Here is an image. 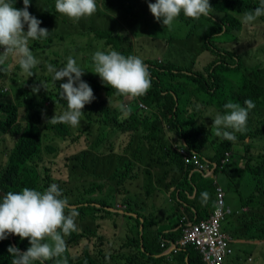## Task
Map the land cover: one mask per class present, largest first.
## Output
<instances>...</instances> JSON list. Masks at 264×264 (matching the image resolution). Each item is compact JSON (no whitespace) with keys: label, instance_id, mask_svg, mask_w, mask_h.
I'll list each match as a JSON object with an SVG mask.
<instances>
[{"label":"trees","instance_id":"trees-1","mask_svg":"<svg viewBox=\"0 0 264 264\" xmlns=\"http://www.w3.org/2000/svg\"><path fill=\"white\" fill-rule=\"evenodd\" d=\"M11 2L17 8L24 7L23 0ZM144 2L96 0L97 11L93 15L79 19L78 24L71 21L70 30L56 31L58 20L65 23L66 18L61 19L55 11V0H30L29 12L42 21L41 28L49 31L46 39L29 42L30 50L40 63L31 70V75L28 74L29 80L23 84L25 88L17 90L13 96L4 91V83H20L18 74L22 69L18 58L12 57L0 64V201L9 191L19 192L27 187L43 192L56 183L70 205H82L76 209L79 213L75 217L76 230L65 237L67 264H206L193 246L176 254L156 257L182 237L181 230L163 233L159 227L161 220H156L158 215L171 208L167 207L165 200L171 188L196 190L195 198L189 202L196 209V221L207 218L205 211L213 208L215 198L212 180H205L199 174L190 179L192 167H187L175 150L179 139L186 141L189 151H196L204 160L216 163V173L227 176L240 188L241 208L249 211L226 214L224 224L227 222L235 227L232 237L264 241V146L256 154L252 152L253 142L264 136V48L256 52L252 50L259 42L256 38L248 47L229 45L238 44L241 36L254 26L264 27V16L251 25L241 22L242 13L260 6V0H210L213 10L209 16L192 19L181 13L174 22L172 33L160 29L162 22L155 19L153 24L161 25L158 29L152 26V30H163L168 45L167 56L161 61L154 57L145 58V63L149 64L152 89L142 97H130L129 103L125 104L126 97L115 95V90L93 73L92 55L99 48L105 52L115 50L125 56L136 53L131 39L120 31L128 25L132 32L137 26L136 21L151 13ZM86 22L99 25L84 28ZM208 27L210 31H207ZM145 28L150 32L151 25L147 27L144 23L142 30ZM184 28L187 29L186 36L179 39L176 35ZM24 30L27 31V25ZM132 33L139 35L138 29ZM222 34L229 41L224 45L217 41V36ZM181 44L180 53L184 58L177 63L168 52L175 51ZM207 51L217 58L212 62L210 59L205 61L202 54ZM69 57L75 59L85 72L82 80L92 88L95 100L85 105L78 126L47 124L46 120L51 119L56 110L59 114L67 108L60 89L67 78L54 81L46 65L63 68ZM41 83L47 87L41 88L39 94H33V86ZM249 99L255 103L252 110L258 115V125L246 126L245 132L236 133V141L244 142L243 150L240 143L216 136L211 126L212 118L217 113H224L227 102H236L243 107L244 101ZM139 103L149 110L140 109ZM124 106L131 108L127 116L122 110ZM248 138L249 143L246 142ZM8 140L12 146L6 145ZM84 142L93 146V164L114 153H119L120 158L122 153L138 157L120 160L119 166L108 176L117 185H99L83 180L84 174L78 172L80 166L84 167L89 153L87 149L73 150ZM138 150L160 152L162 157L143 158ZM62 153H68L64 160L66 171L63 174L66 175L58 178L54 177L50 158ZM134 159H139V163ZM141 174L154 178L159 175V186L155 191L160 200L159 214L150 210L145 201L150 203L155 194L143 196V189L138 193L130 189ZM171 176L175 181L167 182ZM181 179L183 181L178 183ZM105 187L108 193L114 194L112 203L95 198V194L102 193ZM204 192L209 194L207 200L202 199ZM180 196L185 199L182 193ZM115 202L126 205L125 212L136 213L139 217L109 211L107 208L114 207ZM96 203L101 207H96ZM144 210L148 215H143L141 211ZM174 215L179 216L176 208ZM192 215L195 217L193 212ZM88 217L95 221V228L81 225ZM140 218L144 219L143 223ZM176 225L170 224L171 227ZM11 236L0 241V264H12L8 253L9 246H14ZM163 243L165 247H162ZM14 244L21 252L31 246L29 240L15 235ZM45 264H57V260L54 258Z\"/></svg>","mask_w":264,"mask_h":264},{"label":"clouds","instance_id":"clouds-1","mask_svg":"<svg viewBox=\"0 0 264 264\" xmlns=\"http://www.w3.org/2000/svg\"><path fill=\"white\" fill-rule=\"evenodd\" d=\"M23 5L20 9L11 0H0V64L11 60L12 56L18 57L22 71L31 75V70L40 60L30 50L29 42L46 39L49 31L41 28L42 21L29 12L30 0H23ZM148 8L156 21L162 22L168 30L172 29L181 13L187 18L199 19L209 16L213 10L210 0H155V3H148ZM55 11L79 20L93 15L97 11V3L96 0H55ZM262 16L264 0H260V6L255 9L243 12L241 22L251 25ZM25 25L27 31L24 30ZM92 60L93 73L115 90L117 96L139 98L146 95L152 86L149 67L139 56H125L115 50H97ZM46 68L53 74L54 81L67 78V82L60 85L67 108L59 114L56 110L55 115L46 120L47 124L78 126L85 105L95 100L92 88L82 80L85 72L72 57L67 59L63 68L57 69L52 64H47ZM46 87L44 83L34 85L32 92L39 94L41 88ZM244 105L229 101L224 105V113H217L212 118L211 128L216 136L235 142L236 133L247 130L249 111L255 108V103L249 99L244 101ZM122 110L125 116L131 113L127 106ZM208 195L207 192L202 193V199L207 200ZM62 197L59 185L52 183L43 192L27 187L19 192L9 191L0 201V241L12 235L14 243L15 235L29 240L31 245L25 252L10 245L8 253L12 264H45L54 258L57 264H67L65 237L76 230L75 217L79 213L70 207L66 197Z\"/></svg>","mask_w":264,"mask_h":264},{"label":"rangeland","instance_id":"rangeland-1","mask_svg":"<svg viewBox=\"0 0 264 264\" xmlns=\"http://www.w3.org/2000/svg\"><path fill=\"white\" fill-rule=\"evenodd\" d=\"M146 4L148 5L149 2L151 3H155V0H145ZM144 2V3H145ZM61 19L66 18L65 23H63L61 20H58L57 23V28L56 31H66V30H70V28L68 27L69 23L72 21L74 23L78 24V20H73L68 18L67 16L60 14ZM155 20V17L149 13L148 16L144 19H141L139 21H136V28L133 30H137L138 29V36L136 34H133L131 32V28L128 25H125L123 27V29L120 31L121 33H124L125 35L128 36L129 39H131L132 41V45L136 51V53L134 54L135 56H139L145 63V58L146 57H154V59H158L161 61V59H163L165 56H167V50H168V45L167 42L164 40L165 39V34H163V30H152V26H156L155 28L158 29L160 28L159 25L161 24H153ZM144 23L146 24V26L148 27V24L151 25V29L150 32L148 30V28H145V30H142V27L144 25ZM92 25L93 27L98 26L99 24H92L89 22H86L83 24L84 28H89V26ZM131 25H133L131 23ZM134 26V25H133ZM164 28L165 31L172 33L173 32V27L171 30L165 29V27L163 25H161L162 29ZM124 30V31H123ZM251 30V29H250ZM245 32L241 38L239 39V43L238 44H229L231 47H236V48H244V47H248L250 42L253 41L254 38H256L257 40H259V42L254 46V48L252 50H254V52H256L259 48L263 47L264 48V27L263 26H254L251 30ZM151 31L153 32V35L151 33ZM207 31L209 30V27L207 28ZM256 31V33H255ZM160 32H162L161 34H159ZM187 33V29L184 28L182 30H179L178 34L176 35L179 39H184ZM255 33V34H254ZM194 34V33H193ZM195 35V34H194ZM254 35V36H253ZM217 41L218 43H222L223 45L225 43H228V39L224 36V34L217 36ZM194 41H196V39H194ZM225 47V46H224ZM182 48V44L181 45H177L175 51H171L168 52L169 55L173 56V60L174 62H181L183 61L184 58V54L181 56L180 50ZM103 51V49H98ZM203 57L206 58L205 61L209 60L212 62L214 61L217 57L216 55H214L212 52L207 51L204 52L202 54ZM14 58H18L15 56H12ZM247 54H245V58H247ZM192 58V56L189 57V60ZM203 62L204 59H201ZM146 65L149 64L145 63ZM182 65V64H181ZM183 66V65H182ZM11 75V74H10ZM19 77L21 78L20 83L18 84H11L10 81H6L5 84V89L8 90L11 96H13L14 94H16V91L19 90L21 91L22 89H24L25 87L23 86L24 81L25 80H29V75L26 72L21 71L19 74ZM234 80L236 79L235 76H233ZM2 85V80L0 79V87ZM153 86V84H152ZM152 86L150 89H152ZM176 102L178 104V99L177 97H175ZM130 101V97H126L124 99V103L127 104ZM139 108L143 109V110H149L148 107L146 105H144L143 103H139ZM257 118L258 115L255 113V111H251L249 112V116H248V120H247V127L248 126H253V125H258L257 123ZM141 131V130H140ZM134 136V135H133ZM101 137V136H100ZM99 137V138H100ZM246 142L249 143L250 140L249 138L246 139ZM240 143L241 145L244 143L243 141L237 140L236 144ZM6 145L8 146H12V142L11 141H7ZM264 146V136H262L261 138H257L254 142H253V149L252 152L254 154H256L257 152H259L262 147ZM133 147V146H132ZM188 145L186 143L185 140L183 139H179V141L177 143H175V150L176 152L183 158L185 165L191 166V173H190V179L193 178V175L199 174L201 175L205 180H212L214 186H215V198H213V208L211 210H209L208 212V216L207 218L201 219L199 221H196V209L193 208V206L189 203L192 202V200L195 198V194H196V190L195 191H188L185 189H178L177 187H173V191L172 189L168 192L167 197H166V202H167V207H170V204L172 205L171 209L172 210V216L174 215V211L176 208V211L178 212L180 219V223L174 227L170 232H175L178 230H181L182 232V237L181 239H179L177 242H172L171 245L169 246V248L162 254H158L156 255V257H162V256H167L169 254H176L179 251H181L182 249H186L189 246H193L196 248V250H198L200 252V254L203 256V252H204V244H199L197 240H190V234L195 231L197 228H199L202 232V235L204 233H206V231H208V229L212 228L213 230L217 227L219 229V232L222 236L225 237V239L227 240V242L229 244H233V239H235V237L233 236V230L235 229L234 226H229V223L226 224V226H224V221H225V215L224 212L225 210L228 209V205H227V195L228 198L230 199H234L236 202L238 201V203L240 204V200L241 197L238 194L239 191V187L231 182V180L224 175H220L219 173H216V168H217V164L211 162L210 160L206 159L204 160V158L196 151H189L187 149ZM237 148V147H236ZM243 148V145H242ZM89 153L88 158L85 160L84 163V167L82 168V166L79 167L78 172L84 174L83 175V180H90L93 183L99 184V185H105L106 183H111V184H115L117 185L116 181H112L110 180V178L108 177L118 166L120 163V160H127L129 161V159H133L136 158L138 156H134L133 154L130 153H122V157L120 158L119 153H114V154H110V155H106L104 156L102 159H99L96 164H93V159H94V154L95 151L93 149L92 144L89 143V146L87 145L86 142L81 143L76 145V148L73 150L74 152H79L82 150H85ZM133 150H136L135 147H133ZM244 150V148H243ZM140 154L146 157H162L160 152H151V151H146L144 150L139 151ZM68 155V153H62L59 156H57L56 158L51 159V166L53 169V174L54 177H64L66 174H63L66 171V168L64 166V160L66 159V156ZM106 162L107 166H108V171L105 168V163ZM137 163H139V159L135 160ZM170 161V160H168ZM47 164H49L47 162ZM63 174V175H62ZM159 179V175H155V178L149 175H143L141 174L140 178L138 179L139 181H137V183H134L133 185L130 186L131 190H136V191H140V183L142 184V189H143V196L146 193H150L155 194L156 191V187L158 188L159 185H157V180ZM80 180H82L80 178ZM82 180V181H83ZM234 181H238L237 178L234 179ZM243 185H245L243 183ZM243 192V190H242ZM138 193V192H135ZM134 193V194H135ZM181 193L185 196V199L181 198ZM133 194V196H134ZM128 196V195H127ZM95 198H97L98 200H103L106 199L108 200L110 203H112L114 201V194H110L107 191V188L105 187L104 191L102 193L98 192L95 194ZM145 199V197H144ZM145 201L147 202V204L150 206V210H154L155 212L159 213L158 209V202H157V197L155 194V197H153L151 199V202L149 203L148 200L145 199ZM174 202V203H173ZM115 206L112 208H107L109 211L114 212V213H119L121 215H131L135 218H138L139 216L135 213H127L125 212V210L127 209L126 205H122L119 202H115ZM70 205V204H69ZM96 207L100 208L101 205L100 204H95ZM82 205H70V207H75V209H77L78 207H80ZM138 209V207H137ZM170 209V210H171ZM247 209V210H244ZM194 210V212L192 211ZM169 211V210H168ZM249 210L248 208H242L241 211L237 212L238 214L241 213H247ZM143 213V215H148V213L144 210L141 211ZM191 212V216L192 212L196 215V217H190L189 220L185 219V215ZM164 214L166 215V211L164 212ZM141 222H144L143 218H140ZM204 221H208V225H204L202 224ZM82 226L88 227L91 226L92 228H95V221H93L92 218L88 217L85 218L82 222H81ZM219 227H218V226ZM143 226V225H142ZM141 226V227H142ZM107 231H113V230H107ZM165 233V234H169ZM13 245L15 246V244L13 243ZM209 248L215 247L212 246L210 244H207ZM162 247H165V243L162 244ZM242 264H264V258L262 259V256L260 254H258L257 256H255L254 258L252 257V262H248L247 257H244L243 263Z\"/></svg>","mask_w":264,"mask_h":264},{"label":"crops","instance_id":"crops-1","mask_svg":"<svg viewBox=\"0 0 264 264\" xmlns=\"http://www.w3.org/2000/svg\"><path fill=\"white\" fill-rule=\"evenodd\" d=\"M220 175H222V174H220ZM171 180L175 181L174 177L171 176L170 178H168L167 182H170ZM182 181L183 180L181 179L178 183H181ZM141 190H142V188H141V183H140V191ZM172 191H173V189H172ZM134 192H139V191L134 190ZM166 197H167V195H166ZM159 201L160 200L157 199L158 209L160 207ZM227 205H228V209L225 210L226 214L227 213L232 214V212L236 213V212H239L242 210L241 202L239 204L238 201L236 202L234 199L228 198V195H227ZM170 206L172 207L171 204H170ZM170 209H167L169 211L166 212V215L163 213V214H160L161 216L158 215V217L156 218V220H158V219L161 220L159 222V227L163 233H168L170 231H173L172 229L174 228V226L171 227L170 224H173V225L177 224L178 225L180 223L181 218L178 216H172L171 214H172L173 209H171V210ZM209 210H211V209H208L207 212L205 211V213H206V214H204L205 217L208 216ZM244 210H247V209H244ZM192 211L194 212V210H192ZM190 217H193V216H191V212L185 215V219H187V220H189ZM195 217H196V215H195ZM227 221H229V219ZM226 224H227V222L225 223L224 226H226ZM233 242H234L232 244L233 254L231 257H229L227 259V261H226L227 264H242L244 257H247L248 262H252V257L254 258L258 254H260L262 256V259L264 258V241H259V240L249 241L246 239L235 238V239H233Z\"/></svg>","mask_w":264,"mask_h":264},{"label":"built area","instance_id":"built-area-1","mask_svg":"<svg viewBox=\"0 0 264 264\" xmlns=\"http://www.w3.org/2000/svg\"><path fill=\"white\" fill-rule=\"evenodd\" d=\"M224 215L226 219L225 212ZM208 223V221H204L202 224L208 225ZM190 240H197L199 244H204L203 262L206 264H227V259L233 254L232 244L227 242L217 227L214 230L208 229L203 235L201 230L197 228L190 234ZM207 244L215 247L207 249Z\"/></svg>","mask_w":264,"mask_h":264},{"label":"water","instance_id":"water-1","mask_svg":"<svg viewBox=\"0 0 264 264\" xmlns=\"http://www.w3.org/2000/svg\"><path fill=\"white\" fill-rule=\"evenodd\" d=\"M75 208V207H74ZM141 229H143V226L141 227ZM12 240H13V238H12Z\"/></svg>","mask_w":264,"mask_h":264}]
</instances>
